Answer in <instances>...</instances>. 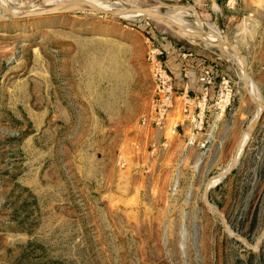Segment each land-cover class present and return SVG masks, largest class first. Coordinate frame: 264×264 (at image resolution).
<instances>
[{"label":"rangeland","instance_id":"rangeland-1","mask_svg":"<svg viewBox=\"0 0 264 264\" xmlns=\"http://www.w3.org/2000/svg\"><path fill=\"white\" fill-rule=\"evenodd\" d=\"M43 1L0 0V14ZM105 1L191 6L185 21L244 59L150 17L0 16V264H264V0H231L223 18L215 0ZM161 41L207 49L222 73L204 154L156 166L132 136L149 122L148 53Z\"/></svg>","mask_w":264,"mask_h":264},{"label":"crops","instance_id":"crops-1","mask_svg":"<svg viewBox=\"0 0 264 264\" xmlns=\"http://www.w3.org/2000/svg\"><path fill=\"white\" fill-rule=\"evenodd\" d=\"M215 1L217 6H222L221 18L225 17L223 13L228 10L238 11L236 8L233 9L231 0ZM210 4L213 8H217L211 0ZM206 11H209V9H206ZM161 42L160 44L165 49V59L174 73L175 85L180 91V95L177 97L175 106L169 112L164 124L161 126L153 125L152 112L156 92L155 86L152 85L154 86V93L149 102L150 109L143 116H148L149 122L146 124L143 121L142 125L137 126L138 130L132 136L142 144L149 143L153 158L152 162L156 166L169 164L173 161V156L180 151H202V155L204 154L203 141L206 135L202 130V125H197V121H199L197 99L203 91L202 70L205 67H212L215 71V79L210 86L209 99L217 95V85L222 73L221 63L216 60L210 61L205 54L208 51L207 49L197 51L172 41ZM185 66L188 67L187 73H185ZM187 93L189 100L185 97ZM221 123H223L221 119L216 118L214 121V124Z\"/></svg>","mask_w":264,"mask_h":264},{"label":"built area","instance_id":"built-area-1","mask_svg":"<svg viewBox=\"0 0 264 264\" xmlns=\"http://www.w3.org/2000/svg\"><path fill=\"white\" fill-rule=\"evenodd\" d=\"M165 49L156 44L148 53V61L151 65L152 75L155 83V99L153 103L152 112V124L161 126L164 124L166 117L171 109L175 106L177 97L180 95V91L175 85V76L167 66L165 60ZM188 67L185 66V73H187ZM215 79V71L212 67H205L202 70L201 80L203 82V91L200 97L197 99L199 104L197 125L204 123V113L206 105L209 100L210 86ZM187 100H189L188 93L185 94ZM188 103V102H187ZM147 118H144V122Z\"/></svg>","mask_w":264,"mask_h":264},{"label":"bare ground","instance_id":"bare-ground-1","mask_svg":"<svg viewBox=\"0 0 264 264\" xmlns=\"http://www.w3.org/2000/svg\"><path fill=\"white\" fill-rule=\"evenodd\" d=\"M76 0H44L41 5L37 6L33 10L42 9L49 6H55L63 3H69ZM78 1V0H77ZM92 3H95L104 9H124L127 10L128 13L126 15L127 18L132 20H141L144 17H150L156 20L158 23H160L162 26L167 28L168 30L174 32L176 35L185 38L190 41H194L197 43H206V44H215L217 46H224L225 44L223 41H219L218 39L214 38L210 32L200 31L199 29H195L198 31V37L192 35V31L190 30L193 28L189 23L185 21L186 15H193L197 16L196 12L194 11V8L188 5H178V6H159V7H150L151 10L155 13H148L145 11L143 7H134L135 10L129 11L128 9L131 7L126 6L125 3H115V2H109L105 0H87ZM85 5H81V7H84ZM133 9V8H132ZM31 10H17V12H11L9 10L5 11V13L0 14V16L6 15L8 17L16 16L17 15H24L27 12ZM22 12V13H20ZM5 17V16H4ZM197 18V17H196ZM167 21V23H166ZM194 29V28H193ZM213 32V31H212ZM224 44V45H223ZM228 48V47H227ZM229 52V51H228ZM231 55V54H230ZM240 57V56H239ZM259 111V110H258ZM258 114V113H257ZM247 135V134H246Z\"/></svg>","mask_w":264,"mask_h":264},{"label":"water","instance_id":"water-1","mask_svg":"<svg viewBox=\"0 0 264 264\" xmlns=\"http://www.w3.org/2000/svg\"><path fill=\"white\" fill-rule=\"evenodd\" d=\"M81 5H85L84 7H81ZM145 11L148 13H153L155 14L150 7H144ZM129 11H133L135 10L134 8H129ZM70 11H92V12H100V13H109L112 15H117L118 17L121 18H125V19H129L126 17L128 11L124 10V9H119V8H114V9H104L103 7L92 3L90 1L87 0H76V1H72L69 3H63V4H59V5H55V6H49V7H45L42 9H38V10H31L29 12H27L24 15H18L15 17H35V16H41V15H51V14H59V13H64V12H70ZM167 23V21H166ZM190 30H193L192 32L194 33H198L197 30L191 28ZM223 39V38H222ZM223 43L229 48V50L237 53L240 57L243 58V55L241 53H239V51L236 49V47L234 45H232L231 43H229L227 40L223 39L222 40ZM244 59V58H243ZM245 61V60H244ZM244 78L245 81H247L248 79V73H247V63H244ZM250 93V97L252 98V100L255 103H260L259 100L255 99V97L253 96V94L251 93V91H249ZM262 106V105H261ZM261 116V113L255 118V120L253 122H251L250 126L248 127V130L250 132H252L257 124V122L259 121V118ZM242 145L240 144L238 150L236 151L235 157L231 163V165L229 166L228 170L219 174L220 180H222L224 177H226L231 170L233 169L234 165H235V161L237 160V156L239 155V152L241 150ZM207 191L208 188L206 187L205 192H204V197L207 196ZM206 199V198H205ZM207 205L213 209L214 211H216L217 213H219L221 216L224 217V214L220 211H218L217 209H215L210 203L207 202ZM234 237H237L240 240H243L240 236L237 235H233Z\"/></svg>","mask_w":264,"mask_h":264},{"label":"trees","instance_id":"trees-1","mask_svg":"<svg viewBox=\"0 0 264 264\" xmlns=\"http://www.w3.org/2000/svg\"><path fill=\"white\" fill-rule=\"evenodd\" d=\"M159 45H161V44H159ZM162 46V45H161ZM165 58V57H164ZM166 60V59H165ZM166 63H167V61H166ZM167 66L169 67V65H168V63H167ZM169 69H170V67H169ZM171 70V69H170ZM172 71V70H171ZM173 73V72H172ZM174 74V73H173Z\"/></svg>","mask_w":264,"mask_h":264}]
</instances>
